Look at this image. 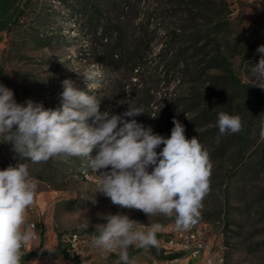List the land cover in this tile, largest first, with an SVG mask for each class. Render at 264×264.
I'll use <instances>...</instances> for the list:
<instances>
[{"label": "rangeland", "instance_id": "obj_1", "mask_svg": "<svg viewBox=\"0 0 264 264\" xmlns=\"http://www.w3.org/2000/svg\"><path fill=\"white\" fill-rule=\"evenodd\" d=\"M2 3L0 84L13 90L17 103L32 99L45 108H57L65 79L92 94L83 74L90 65L99 64L109 74L100 88L92 90L102 98V113L119 115L129 105L143 103L148 115L126 119H135L170 138L175 118L184 125L186 138L197 137L208 151L210 190L192 224L204 225L209 238L221 246L222 264H264V114L249 90L231 83L215 56L216 51L223 55L240 84L251 86V66L264 56L257 51L264 45V0ZM175 30L187 33L173 36V43L166 47L168 33ZM164 46L166 51H162ZM178 47L184 53L177 60L166 59L164 54ZM181 60L187 64L185 68ZM167 99L176 107L173 118L161 111ZM220 112L240 116V131L220 136ZM163 147L159 146L157 153ZM96 154V150L91 153L92 157ZM25 162L38 183L34 203L26 213L35 233L23 248L31 264H77L66 255L56 263H43L40 256L42 251L50 254L58 248L61 232L82 227L84 216L92 230L106 223L98 214L108 212L128 215L137 224L176 227L174 216H147L141 210L120 208L102 193H96L93 204L96 177L85 158L57 156L32 163L13 150L12 142L0 137V170ZM130 250L134 253L129 264H160L164 260L157 246H132ZM91 264L121 262L112 252L95 255Z\"/></svg>", "mask_w": 264, "mask_h": 264}, {"label": "clouds", "instance_id": "obj_2", "mask_svg": "<svg viewBox=\"0 0 264 264\" xmlns=\"http://www.w3.org/2000/svg\"><path fill=\"white\" fill-rule=\"evenodd\" d=\"M257 51L264 53V45ZM108 75L99 64L90 65L83 77L92 94L79 90L71 79L63 80L61 103L54 109L32 99L17 103L13 90L0 84V137L12 142L13 150L32 163L57 156L85 158L96 177L93 204L96 193H102L120 208L141 210L147 216H174L176 227L187 229L210 190L208 151L197 137L187 139L184 125L175 118L171 136L165 138L135 119H126L143 114L142 108L129 105L119 115L102 113V98L92 90L100 88ZM250 83L264 89V56L251 66ZM217 127L220 136L237 133L241 117L220 112ZM161 145L164 147L157 153ZM37 189L27 162L0 170V264H22V250L35 235L26 213ZM98 216L106 223L95 226L92 246L103 253L116 252L121 264H129V247L158 244V224L142 230L125 214ZM81 226L89 227L86 216Z\"/></svg>", "mask_w": 264, "mask_h": 264}, {"label": "built area", "instance_id": "obj_3", "mask_svg": "<svg viewBox=\"0 0 264 264\" xmlns=\"http://www.w3.org/2000/svg\"><path fill=\"white\" fill-rule=\"evenodd\" d=\"M142 230H147L151 225L137 224ZM95 230L88 228H76L74 230L61 232L59 236L58 253L42 254L40 260L43 263H56L60 256H68L77 264H91L95 255L100 257L108 256L109 253H103L92 246V239ZM158 241L157 247L164 256L165 264H175L180 257H186L189 260L202 259L204 264H222L223 256L219 250L221 246L216 245L208 236L207 228L204 225L191 224L187 229H178L166 225L163 229H158L156 233ZM75 245V246H74ZM21 257L22 264H31L30 259H25V252ZM180 254L179 256L166 258L171 254Z\"/></svg>", "mask_w": 264, "mask_h": 264}, {"label": "trees", "instance_id": "obj_4", "mask_svg": "<svg viewBox=\"0 0 264 264\" xmlns=\"http://www.w3.org/2000/svg\"><path fill=\"white\" fill-rule=\"evenodd\" d=\"M3 2V0H0V11H1V9H4L5 8V5L2 3ZM185 33H187V30H179L178 32L175 30L174 32H169L168 33V37H169V39L167 40V42L164 44L165 46L166 45H171L172 43H173V40H174V37L173 36H175V35H184ZM190 34H187L186 36L188 37ZM187 39H189V38H187ZM185 42V41H184ZM183 42V43H184ZM164 46V48L162 49V51L163 50H165L166 49V47ZM215 46H213V48H214ZM173 48H171V50H172ZM179 49V47L177 48V50L176 51H174V52H171V50H169V51H167L166 52V54H164L167 58L166 59H175V60H177V56H180V55H182L184 52L182 51V50H178ZM166 51V50H165ZM171 52V53H170ZM215 56H216V59L219 61V63L221 64V66H222V68H223V71L227 74V77L229 78V80L231 81V83L236 87V88H242V89H247V90H249L253 95H254V97H255V99H256V101H257V103H258V105L260 106V108L262 109V112H263V114H264V93L259 89V88H257V87H253V86H246V85H242V84H240V81H239V79L236 77V76H234L232 73H231V70H230V65H229V62H228V60L223 56V55H220L219 54V52L218 51H216V53H215ZM181 66L182 67H186L187 66V64L186 63H183V61L181 60ZM183 68V69H184ZM145 94V93H144ZM144 101H145V105H147L148 106V101H149V99L147 98V97H145V99H144ZM166 103L164 104V107L162 108V114H163V116H166V117H174L173 116V114H174V111H175V109H176V107L174 106V103L173 102H171L170 101V99H167L166 101H165ZM143 103H140V104H138V105H135V107H138V108H142V110L144 111V113L143 114H140V115H138V117H143V116H145L146 114L148 115V112L146 113V111L143 109L144 107H143V105H142ZM193 120L194 119H192V122H193ZM261 157H262V159H263V161H264V140H263V143H262V147H261ZM56 252H57V248H56V250L55 251H52V252H50V254L51 253H55L56 254ZM42 254H46V252H41ZM133 253H134V251L133 250H130L129 252H128V255H129V257H131L132 255H133ZM55 254H53V255H55ZM180 254H171V255H167V256H165L166 258H172V257H176V256H179ZM24 258L25 259H27V255H24Z\"/></svg>", "mask_w": 264, "mask_h": 264}, {"label": "crops", "instance_id": "obj_5", "mask_svg": "<svg viewBox=\"0 0 264 264\" xmlns=\"http://www.w3.org/2000/svg\"><path fill=\"white\" fill-rule=\"evenodd\" d=\"M160 264H165L164 261L160 262ZM175 264H204L202 259L199 260H189L186 257H180V259Z\"/></svg>", "mask_w": 264, "mask_h": 264}]
</instances>
